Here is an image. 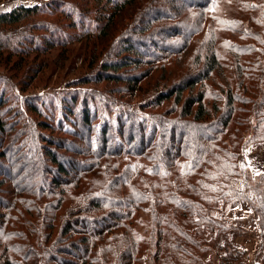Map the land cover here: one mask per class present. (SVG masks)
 I'll return each instance as SVG.
<instances>
[{
    "label": "trees",
    "instance_id": "1",
    "mask_svg": "<svg viewBox=\"0 0 264 264\" xmlns=\"http://www.w3.org/2000/svg\"><path fill=\"white\" fill-rule=\"evenodd\" d=\"M73 1L51 0L1 12L0 59L4 53L10 57L31 49L38 52L42 47L63 45L67 36L62 31V19L68 21V28L82 32L77 39L87 35L106 40L115 20L140 2ZM159 1L152 0L145 12H156ZM226 1L235 3L237 8L234 15L227 18L219 17L222 15L216 12L217 4H223V0H191L185 2V7L191 11L200 9L204 15L210 9L209 34L214 37V43L217 39L212 25L226 23V30H221L232 38L228 39V49L241 78L237 88L255 95L257 88H264V68L259 59L262 53L264 58V0ZM56 14L62 17L56 22L41 19L44 15ZM145 15L140 16L143 23L130 26L132 36L125 35L123 51L130 54L136 46L148 43L152 52L145 58L157 60L160 51L167 49L164 42L153 37L142 40L134 37L145 36L151 25L159 21L156 15L148 20ZM203 23L202 19L199 27ZM34 32H41L42 38L36 37ZM157 35L159 37L160 33ZM183 37L186 40L189 34ZM243 58L247 67L241 69ZM201 60L205 65L199 73L181 78V82L163 90L148 106L159 108L173 100L174 107H180L177 119L169 118L175 113L174 109L163 114H144L127 107L115 117L119 129L112 134L116 124L103 119L97 129L84 100L78 112L83 135L73 136L84 138L86 149L71 151L76 157L72 163L68 162L71 170L65 165L66 158L58 155L59 143L56 145L50 138L38 135L36 147L26 146L22 137L29 135L24 131L29 121L21 116L15 121L10 119L11 112L3 109L7 100L0 95V159L16 151L14 163L19 164L18 174L35 183L34 186L19 183L7 191L3 188L12 184L17 176L13 178L8 172L0 178V190L5 195L0 198V264H213L211 258H204L210 251L209 244L215 243L214 239L206 240L205 232L226 233L227 228L210 212L233 191L228 180L236 178L238 164L232 148L237 142L239 127L247 120L232 119L237 112L246 113L244 106L249 102L245 96L232 94L231 89H227V111L213 120L204 103L206 86L202 84L221 64L215 50H210L204 59L198 54L194 63L198 65ZM137 64L136 58H118L104 64L101 74L109 71L117 74ZM251 67H256L254 73ZM105 79L116 78L107 76ZM245 79L257 86H243ZM196 87L199 90L194 94ZM129 89L132 95L136 92L133 87ZM68 102L70 107L63 104L64 122L73 115L71 108L75 106L74 98ZM235 103L240 106L235 107ZM27 106L35 115H41V108ZM212 110L219 113L216 104L212 105ZM20 113L16 110L14 116ZM62 124H58V129ZM38 127L50 129L45 122ZM187 129L202 132L199 142H193ZM1 142L4 143L2 148ZM23 149L26 153L21 152ZM29 153L35 162L28 158ZM73 168L79 170L71 173ZM259 208L264 233V206ZM88 224L92 227L88 228ZM220 249L225 252L222 262L238 260V250L227 241Z\"/></svg>",
    "mask_w": 264,
    "mask_h": 264
},
{
    "label": "rangeland",
    "instance_id": "2",
    "mask_svg": "<svg viewBox=\"0 0 264 264\" xmlns=\"http://www.w3.org/2000/svg\"><path fill=\"white\" fill-rule=\"evenodd\" d=\"M48 1L51 0H36L34 4H43ZM64 1L74 2L73 0ZM188 1L191 0H161L157 2V11L147 14L145 8L152 0H140L136 3L135 8L126 10L115 20L106 40H99L87 35L77 39L79 35H82V32L78 29L68 28V21L62 19V31L67 36V41L63 45H55L50 49L42 47V50L38 52L31 49L26 53L10 57L4 53L0 59V95L7 100H5L3 109L11 112L9 116L14 121L18 120V116L29 121L27 128L23 129L29 135L22 137L26 140V146L29 144L31 147H36L38 135L50 138L56 145L59 143L57 145L60 147L57 149L58 155L66 158L65 165L71 170L72 167L68 164L76 158L71 151L76 148L78 150L86 149L84 138L80 140L73 136H78L79 133L81 136L83 135L82 121L79 119L78 112H80L84 100H87L92 122L97 129L103 119L116 124L113 126L112 134H115L119 129L115 117L119 116L120 112L126 111L127 107L136 108L138 113L141 111L145 112L144 114H163L174 109L175 113L170 114L169 118L177 119L180 107H174L173 100L163 103L159 108H148V106L163 90L172 84L181 82V78L186 75H195L201 71L205 62L201 60L198 65L194 63L198 54L204 59L210 50H215L221 67L202 84V86H206L203 89L204 103L211 113V117L214 120L217 116L226 113L227 89H231L232 94L239 93L241 97L245 96L249 104L244 106L248 110L246 113L237 112L232 119L233 121L247 120L244 125L239 127L240 133L234 148H232L235 153L234 161L238 164L236 178L228 180L233 191L229 193L227 199L219 201L210 212L211 216L222 223L227 230L225 235L221 234L219 230H214L213 233L205 232L206 240L214 239L215 243L209 244L210 251L204 255V258H211L213 264H263L264 233L261 232L262 220L258 210L260 206H264V88H257L255 95L250 92L244 93L242 88H237L241 78L236 73L235 63L229 55L228 39L232 38L229 33L223 31L226 30V23L212 25L214 36L217 39L214 43V37L209 34L212 24L210 9L205 15L200 9L191 11L185 7V2ZM1 2L3 0H0ZM223 2L216 6V12L222 15L219 17L233 16L234 10L237 9L235 8L236 4L226 0ZM141 14L145 15L144 18L147 20L154 15L159 20L151 25L145 36L138 34L134 36L135 39L138 38L137 40L152 39L153 37L157 38L159 42L161 40L164 42L167 49L160 51L159 56H156L157 60L156 58L148 60L147 57H150V52H152L148 43L141 46L135 45L136 50L130 54L123 51L122 41L125 40V35L132 36L133 29H130V26L143 23L140 20ZM60 18L62 17L57 14L41 17L48 22H56ZM202 19L204 23L199 27ZM214 30L217 31V34ZM196 32L198 33L196 34ZM34 34L36 37L42 38L41 32H34ZM184 34H189V38L185 40ZM61 38L64 39L63 36ZM147 54L149 56L145 58ZM128 57L136 58L137 66L122 69L117 74L110 71L101 74L104 64L113 63L118 58ZM260 57V66L264 68L263 53ZM245 60V58L241 59V69L247 67ZM255 68L251 67V73L252 71L254 73ZM107 76L115 77L117 80L105 79ZM245 76L244 74L243 77ZM132 79L136 80V83ZM242 85L257 86L254 82H248L247 79L242 82ZM130 87L135 88L136 92L133 95ZM198 90L199 87H196L193 93L197 94ZM70 98H74L75 106L71 108L74 112L72 111L73 115L64 122L62 121L65 116L63 108L65 104L70 107V102H68ZM27 104L41 108V115L32 113ZM213 104L217 105L218 114L213 112ZM142 106L144 108H141ZM234 106L240 105L235 103ZM16 110H19L21 115L14 116ZM43 122L48 123L50 129L39 128L38 125ZM61 122L64 124L58 129V124ZM255 126L256 130H254ZM16 128L20 129V127ZM232 128L236 127L232 126ZM211 132L213 131L211 130ZM186 133L191 135L193 142H199L202 135V132L198 130L194 132L187 129ZM134 134L136 135L137 132L134 131ZM223 139L225 140V138ZM94 140H96V134L92 136L93 145ZM2 145L4 143L1 142V148ZM111 148H113L112 145ZM53 150H56L55 147ZM25 151L21 150L22 153H26ZM27 155L30 160L32 158L34 162L36 161L32 153ZM39 155L38 160L41 159ZM14 156H16V151L7 153L6 159H0V178L7 176L8 172L13 178L17 176L15 181H11L12 184L8 183L3 190H12L19 183L23 186H34V182H28L23 175L18 174L19 164L14 163ZM28 158L25 159L27 162L30 161ZM83 160L88 161L89 159ZM30 163L32 162L30 161ZM72 170L74 172L71 171V173H76L79 169L73 168ZM2 196L5 195L0 190V198H3ZM143 216L145 217V215ZM87 227L91 228L92 225L88 224ZM226 241L232 248L238 250V260L222 262L225 252L220 248Z\"/></svg>",
    "mask_w": 264,
    "mask_h": 264
},
{
    "label": "crops",
    "instance_id": "3",
    "mask_svg": "<svg viewBox=\"0 0 264 264\" xmlns=\"http://www.w3.org/2000/svg\"><path fill=\"white\" fill-rule=\"evenodd\" d=\"M36 0H3L0 3V12H7L18 6H30L33 5Z\"/></svg>",
    "mask_w": 264,
    "mask_h": 264
}]
</instances>
